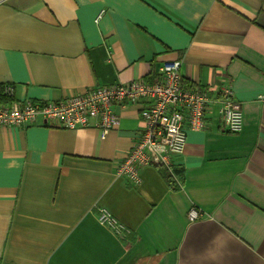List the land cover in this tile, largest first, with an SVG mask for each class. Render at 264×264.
<instances>
[{
	"label": "crops",
	"instance_id": "obj_1",
	"mask_svg": "<svg viewBox=\"0 0 264 264\" xmlns=\"http://www.w3.org/2000/svg\"><path fill=\"white\" fill-rule=\"evenodd\" d=\"M172 60L185 88L212 99L173 172L146 165L138 183L118 174L141 103L115 108L104 138L43 120L0 125V264H264V0H0V84L15 88L0 104L151 81ZM229 85L240 133L217 101ZM176 170L179 190L164 177ZM101 210L127 230L100 223Z\"/></svg>",
	"mask_w": 264,
	"mask_h": 264
},
{
	"label": "built area",
	"instance_id": "obj_2",
	"mask_svg": "<svg viewBox=\"0 0 264 264\" xmlns=\"http://www.w3.org/2000/svg\"><path fill=\"white\" fill-rule=\"evenodd\" d=\"M106 10L99 12L96 22ZM181 60L165 62L158 76L151 80L139 79L126 84H111L90 88L56 102L13 100L0 104V125L23 127L50 122L64 129L96 128L104 138L118 124L115 108L128 104H142V129L139 139L132 145L118 174L138 183L139 168L146 165L163 166L174 171V157L182 155L187 146V131H200L207 127V112L212 99L208 91L187 89L181 74ZM217 98L220 114L227 131L240 133L244 128L241 104L234 99L232 87L221 86ZM12 84H0V98L12 99ZM202 212L192 207L189 222H196ZM99 221L121 234L127 228L106 210L99 213Z\"/></svg>",
	"mask_w": 264,
	"mask_h": 264
},
{
	"label": "trees",
	"instance_id": "obj_3",
	"mask_svg": "<svg viewBox=\"0 0 264 264\" xmlns=\"http://www.w3.org/2000/svg\"><path fill=\"white\" fill-rule=\"evenodd\" d=\"M6 100L0 99V102H5ZM164 177L166 178L168 184L175 190H179L183 184V170H176L174 173L164 172Z\"/></svg>",
	"mask_w": 264,
	"mask_h": 264
}]
</instances>
